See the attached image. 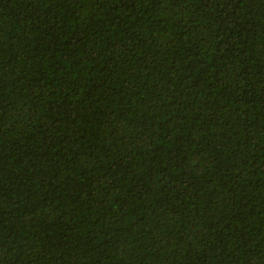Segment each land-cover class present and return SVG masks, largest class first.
<instances>
[{
	"label": "trees",
	"instance_id": "obj_1",
	"mask_svg": "<svg viewBox=\"0 0 264 264\" xmlns=\"http://www.w3.org/2000/svg\"><path fill=\"white\" fill-rule=\"evenodd\" d=\"M0 264H264V0H0Z\"/></svg>",
	"mask_w": 264,
	"mask_h": 264
}]
</instances>
